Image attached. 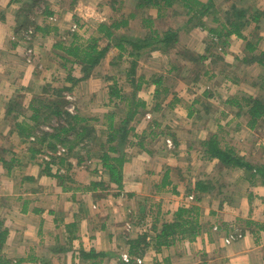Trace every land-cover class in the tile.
Masks as SVG:
<instances>
[{"label": "crops", "instance_id": "0c3cea01", "mask_svg": "<svg viewBox=\"0 0 264 264\" xmlns=\"http://www.w3.org/2000/svg\"><path fill=\"white\" fill-rule=\"evenodd\" d=\"M263 1L237 0L227 7L231 13L244 10L250 17L247 29L240 33L249 38L252 51L246 52L245 41L233 35L231 46L237 44L236 50L223 56L234 67L236 80H221V68L209 67L204 86L199 82L195 88L185 87L183 81H176L178 72L182 76L186 71V66L178 70L182 61L171 63L164 72L156 60V56H169V60L179 56L177 41L167 54L143 48L136 69L143 82L160 79L177 96H184L188 88L197 95L206 91L201 100L208 104L201 114L192 105L176 104L163 123L160 118L157 121L172 128L171 123L177 125L184 119L193 124V117L200 115L199 123L208 125L215 110L222 108L213 116L220 126L218 142L220 147L232 149L242 166L226 167L208 157L202 146L196 148L198 135L196 140L192 134L183 138L176 135L177 127L170 130L173 137L161 142L158 136H150L154 116L150 109L156 90L161 91V86L150 83L137 93L146 112L130 124L134 130L120 151L125 158L118 190L100 160L107 151V121L106 112L100 113L98 108L113 103L108 86L117 80L114 77L119 71L121 93L131 91L123 73L126 69L115 71L120 53L110 48L89 76L82 78L79 66L64 63L57 45L76 27H87L91 35L99 23L131 13L135 18L114 32L115 36L130 38L129 29L138 25L139 35L134 38L142 37L150 30L140 25L135 2L0 0V264H264V184L260 174L264 171V135L250 127L247 111L245 116L231 108L239 105V96L258 98L264 88V62L252 60L264 52ZM151 15L152 28L160 34L178 26L172 17ZM189 31L180 32V40ZM103 43L100 45L105 46ZM197 44L202 51L210 48L203 40L181 49L197 52ZM246 58L251 61L243 63ZM232 98L235 102L228 103ZM116 104L117 108L125 106L124 102ZM238 110L242 108L238 106ZM66 114L69 118L65 120ZM232 125L228 132L227 126ZM81 127L92 128L89 138L93 142L87 144L84 136H78ZM208 137L206 133L200 138ZM69 146H73L70 151ZM197 183L202 190L196 188ZM180 208L194 209L199 233L193 239L177 237L168 246H157L156 221L158 225L172 222ZM235 230L241 238L225 242Z\"/></svg>", "mask_w": 264, "mask_h": 264}, {"label": "trees", "instance_id": "16d2710c", "mask_svg": "<svg viewBox=\"0 0 264 264\" xmlns=\"http://www.w3.org/2000/svg\"><path fill=\"white\" fill-rule=\"evenodd\" d=\"M132 1L135 2V10L140 12L138 14L141 17L139 22L140 25L145 30H150L148 33L146 32L142 37L128 38L127 36H115L114 32L119 31V29L121 28H126L128 26V21L135 18V14L131 13L126 16L120 15L119 19H113L109 23H99L96 27V30L92 32L91 35H79L76 31L69 32L66 34V37L69 40L68 44L63 45V43L60 42L61 44L57 45V49L63 53L62 60L64 61V63L76 64L77 66H79L82 78H87L89 76L91 70L99 65V63L105 58L110 48H116L120 53L117 57V60L115 61L116 64L121 63L123 52L127 51L124 45H127L131 48V51H129L128 53V57L129 59H133L128 63V71L124 70L123 72L124 74L126 73V77L131 88L130 93L127 95L122 94L121 88H119L116 84H114L115 87L112 86L109 88V98L111 100L110 102H124L126 106L125 109H127V111L116 108L117 104L115 103V107H113L115 110L104 115V118L107 119V135L105 139L107 151L105 153H102V155L100 156L102 165L105 168L104 171L108 173L110 181L116 185L118 190H121V169L125 158V155L121 154L120 151L127 142L128 135L134 130L133 126L130 124H132V122L134 123L138 117L144 116V112H146L144 102L137 97L138 91L142 87L146 88L150 83L156 85V87L161 86V91L159 93L156 90L154 95L155 97L152 101V106L150 109L151 111L149 110L151 114H154L149 123L151 124V128L154 127V130H151L150 128L148 132L150 136H153V138H157L160 133L162 134V130L160 129V124L158 123L157 119L159 117H165L166 113L171 114L172 112H174V105L180 104L182 102V99H179L176 94L174 95L173 93H171L168 87L162 85L160 79L152 78V80L150 79L149 81L143 82L142 77L136 76V67L138 65L139 58H142L141 56L143 54V48H147V52L159 50L167 54L169 48L173 47L176 41L177 44L181 42V38H179V36L182 33L180 32L184 31L186 33L187 30H191L192 28H199L201 26L203 27L204 23L203 21H201L202 18L208 16L210 10L213 8V0H207L206 2H201L200 0ZM112 2L117 4L120 3V0H112ZM175 6H180L185 10V12L182 13L185 17V20L181 24H178L176 28L167 29L166 31L161 32V34L151 29L152 19L143 17V15L150 9H154L160 16L162 14V11L167 10L168 8H174ZM245 13L246 12L244 10L229 13L225 18L226 24L220 27V31H217L218 28L208 29L211 34H215L217 36L218 42L219 38H223L222 42L220 43L222 49H220L218 53L210 52V55H208V57L206 55L199 56L194 51L187 48L182 49L184 51L183 59L187 60L188 64L186 65V71L184 75H180L182 74V71L178 72L179 74L178 77H176V81H183L185 87L186 85L190 86L199 82L205 84L204 76L206 69L209 67H211V69L221 68L222 71L220 72L224 73L221 80H225V78L229 80H236L234 79L235 77H237L234 72V67L232 69V64H228L225 61V58H223V56L225 57V55L228 54V50H226L224 47H229L227 43L228 37L234 35L237 36V38H242V40L245 41V44L243 45L245 51H252V44L249 42V38L246 40V38L240 33L241 31L245 30L250 19V17L246 16ZM101 41H104L105 46L100 45ZM216 45H218V43H214V47H216ZM210 49L211 48H209L208 50ZM260 55H262L264 58V52ZM207 60H209L208 63H206ZM256 60L259 63L264 62L259 57L256 58ZM250 61V58H246L243 60V63ZM180 69L181 68H179L178 70ZM166 81H168L169 84L174 83L173 79H167ZM185 92L186 94H188L187 92L193 94L190 88L186 89ZM206 94L207 92L204 91L203 98L206 96ZM169 95H171L172 97L169 102L166 103ZM201 98V96H198V98H195L196 100H192L189 104L192 105V107L194 106L197 108L195 110L197 114H201L206 109V105L208 104L202 103L204 101L201 100ZM242 100L245 101V105L247 107V115L250 118L249 125L252 128L255 121L264 116V102L261 101V99L251 97H246ZM188 102L189 101H187V103H184V105L189 106ZM232 102H235L234 98L228 101V103ZM166 104L168 105L165 106ZM181 104H183V102ZM198 105L200 108H198ZM122 113L123 115H120ZM118 115H120L121 118L119 119L118 124L114 125V120ZM198 117L201 118L200 115H198ZM63 118H65L66 120V118H69V115L66 114L65 116H63ZM218 127L220 126L217 125V130L209 134L208 139L200 141L203 152L210 158L218 159L226 167L242 166L240 159L236 157L232 149L228 147H220V143L218 142ZM91 129L88 127H81L82 132L78 134L79 137L84 136L83 140L87 144L90 142V140L91 142H93V138H89L92 132ZM173 135V133L168 134V136L170 137H173ZM102 147H104V145H102ZM72 148L73 146H69V151L70 149L72 150ZM60 159L61 160L59 161V164L63 161L62 158ZM243 165L248 166L247 164ZM260 174L262 176L264 184V171L262 170ZM196 188L202 190L203 186L201 183H197ZM193 210L194 209L188 210L186 208H180L175 212L172 222H163L158 225V221H156L153 227V231L156 234V245L168 246L177 237L193 239L199 233V225L196 218V212L194 211L192 213ZM2 241L3 239L0 236V244L2 243Z\"/></svg>", "mask_w": 264, "mask_h": 264}, {"label": "rangeland", "instance_id": "374dc122", "mask_svg": "<svg viewBox=\"0 0 264 264\" xmlns=\"http://www.w3.org/2000/svg\"><path fill=\"white\" fill-rule=\"evenodd\" d=\"M120 1H123V0H120ZM201 2H206L207 0H200ZM264 2V1H263ZM233 3H235V4H237L238 2H237V0H213V8L210 10V12H209V14H208V16H205V17H203L202 18V20L201 21H203V23H204V26L202 27H199V28H197V29H191L187 34L188 35H186V38L185 39H182L181 40V42L180 43H178V51H179V56H177L176 58L174 57V56H171V60H169V56H156V60H157V62L159 63V67L162 65V68L161 69H163L164 70V72H167V71H169L170 70V68L172 67L171 66V63H173V65H179V62L180 61H182L183 62V65L180 67L181 69H183V67H185L187 64H188V61L187 60H185V59H183V56H184V51L181 49V47L182 46H189V45H192V42H198V43H201V41H203V40H205V42H208V44H207V46H209L211 49L210 50H208V51H202V46H198L199 44H197V45H195V47H196V49H198L199 51H197V52H195L196 54H198L199 56H202V55H207V54H209L210 53V51L212 52V51H214V53H218L219 52V50L220 49H222V46H221V42H222V40H223V38L222 39H220L219 38V42H218V38H217V36L215 35V34H211L209 31H208V29L209 28H218V30L217 31H220L221 29H220V27L221 26H223V24H224V22H225V18H226V16L229 14V13H231V11L229 10V9H227V7H229L231 4L233 5ZM117 4H119V3H117ZM225 8H226V12H225ZM163 10V9H162ZM229 10V11H228ZM185 12V10L182 8V7H180V6H175L174 8H168L167 10H164V11H162V14H164L165 16H168L169 18H171L172 17V19H174V20H177L178 21V24H181L184 20H185V17L183 16V14L182 13H184ZM151 13H156V11L154 10V9H150L149 11H147V13H145L144 15H143V17H146V18H151ZM214 19H217V20H214ZM158 26H160L161 27V24H159ZM85 29V30H84ZM152 30H153V28H151ZM83 31V32H81V35L83 34V35H89V29L87 28V27H84V28H78V27H76L75 28V30L74 31H76V32H80V31ZM163 31V30H162ZM129 34H133L132 36H130V38L131 37H135V36H138L139 35V32H138V25L135 27V25L132 27V28H130L129 29ZM120 36H125V34L124 35H120ZM231 39H233V36H231V37H228V45H229V47L228 48H226V47H224L226 50H228V53L230 52V50H233V51H235L236 50V45L237 44H234V46H231L232 45V43H231ZM68 38L66 37V36H63V39H61V42L64 44V45H67L68 44ZM214 43H218V45H216V47H214ZM243 44H245V42L243 43ZM103 45H104V43H103ZM101 47V46H100ZM124 47L127 49V51L126 52H123V59H124V63H119L118 65H119V67H118V69L117 70H115V71H119V70H122L123 68H125L127 71H128V67H129V61L130 60H132L133 58H131V59H129V57H128V55H127V52L128 51H131V48L130 47H128L127 45H124ZM213 47H214V49H213ZM259 58H261V59H263V56L262 55H259L258 56ZM256 59V57H253L252 59ZM179 61V62H178ZM209 62V60H207L206 61V63H208ZM149 67V66H148ZM188 67V66H187ZM136 69H137V67H136ZM163 72V73H164ZM120 71H119V75H120ZM116 76V77H114V79L116 80L113 84H111V83H109V88L110 87H112V86H114L115 87V85L114 84H121L122 82H121V79H120V76ZM136 76H137V74H136ZM118 82V83H117ZM200 85H202V86H204V84L202 83V84H200ZM200 85H198V87H200ZM191 86V88H195V86H194V84L193 85H190ZM178 87H179V85H178ZM181 87H179L178 89H180ZM183 88H184V86H183ZM201 88V87H200ZM182 89V88H181ZM260 94H259V96H258V98L259 99H261V101H263L264 102V88H261L260 89ZM107 93H108V91H107ZM188 94H184V96H183V94L182 93H180L179 95L180 96H178V97H180L179 99H182V102H183V104L184 103H187V101H189L188 102V105L191 103V101L192 100H194L195 99V97L196 96H201L202 98H203V93H202V91L200 90L198 93H200V95H197L196 93H189V92H187ZM202 93V94H201ZM175 94H177V93H174V95ZM240 98L238 99V102H239V107H241L242 108V110H238V106H233V107H231L232 108V110L236 113V112H238V111H241L242 112V114L243 115H245L246 116V114H245V112L247 111V107H246V105H245V101H243L242 99H244V98H246V97H243V96H239ZM114 100H116V99H114ZM216 102V101H215ZM115 103H117V101H114L113 103H111L110 105L109 104H107V103H105V105H107L108 106V109L105 107V105H104V108H98V112H100V113H108V111L109 112H111V111H114L115 109L113 108V107H115ZM219 103V101H217V104ZM181 104V103H180ZM112 108V109H111ZM117 108V107H116ZM126 108V106H122V107H119L118 109H120V110H124V111H127V109H125ZM195 109H197L196 107H194ZM198 108H200L199 107V105H198ZM222 110V108H217V110H215L216 112H214L213 113V116H216L217 115V113L219 112V111H221ZM179 112V111H178ZM149 114H150V112H149ZM180 114V113H179ZM157 115V114H156ZM155 115V116H156ZM147 116V118L148 119H150V116L147 114L146 115ZM167 116H170V114L169 113H166L165 114V117H159L160 119H161V121H162V123L166 120V118H167ZM213 116L209 119V122H211L210 124H208V125H202L201 123H199V118H197V117H193V119H192V121H196L195 123H193V124H189L190 122L189 121H185V119H184V121H182L181 123H178L177 125H176V123H171V126H172V128H170V127H168L167 126V124H161L160 125V129L162 130L161 132H162V134L160 133L159 135H158V142H161V141H163V139L162 138H165V137H168V138H170V136H168V134H170L171 133V129H173L174 128V130H175V128H176V135L178 134V136H182L183 138H185V137H187L188 138V135L189 134H192V139L193 140H196L197 138H195V137H197L196 135H198V145L196 146V148L197 147H200L201 145L199 144L200 143V141H201V136L203 135V134H206L207 133V135L208 134H211V133H213L214 131H216L217 130V122H216V118H213ZM179 117V116H178ZM104 121H107V119L106 118H104ZM150 121V120H149ZM171 122V120L170 121H168V122H166V123H170ZM105 125V124H104ZM228 125V124H227ZM143 127H146V124H145V126H143ZM168 127V128H167ZM204 127H205V129H204ZM207 127V128H206ZM233 125L232 126H227V128H229L228 129V132L230 131V130H233ZM151 128V127H150ZM154 127H152L151 128V130H154L153 129ZM252 128H255V130H254V132L257 134V135H264V116L263 117H261V118H259V119H257L256 121H255V125H253V127ZM156 129V128H155ZM159 129V130H160ZM206 130V131H205ZM101 131V130H100ZM102 131H104V129L102 130ZM148 132H149V130H148ZM105 133V132H104ZM262 137H264V136H262ZM157 139V138H156ZM156 139H154V140H156ZM160 139V140H159ZM189 139V138H188ZM170 142H172V140L170 141ZM168 145H169V142H168ZM45 158V157H44Z\"/></svg>", "mask_w": 264, "mask_h": 264}, {"label": "built area", "instance_id": "2783aa9c", "mask_svg": "<svg viewBox=\"0 0 264 264\" xmlns=\"http://www.w3.org/2000/svg\"><path fill=\"white\" fill-rule=\"evenodd\" d=\"M189 199L192 200V197H189ZM239 238H241V233H240L239 230H235V231L231 232L228 235L227 239H225V242L229 243L230 241H234V240L239 239ZM124 261H126V262L128 261V259L126 258V256H124Z\"/></svg>", "mask_w": 264, "mask_h": 264}]
</instances>
